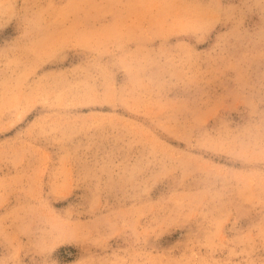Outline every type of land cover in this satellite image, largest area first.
<instances>
[{"label":"rangeland","instance_id":"1","mask_svg":"<svg viewBox=\"0 0 264 264\" xmlns=\"http://www.w3.org/2000/svg\"><path fill=\"white\" fill-rule=\"evenodd\" d=\"M0 264H264V0H0Z\"/></svg>","mask_w":264,"mask_h":264}]
</instances>
